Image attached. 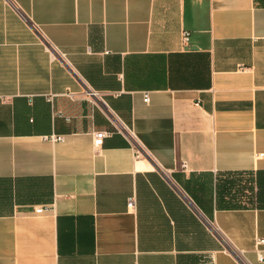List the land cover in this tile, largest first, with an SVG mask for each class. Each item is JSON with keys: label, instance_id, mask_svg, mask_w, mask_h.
I'll return each mask as SVG.
<instances>
[{"label": "crops", "instance_id": "obj_1", "mask_svg": "<svg viewBox=\"0 0 264 264\" xmlns=\"http://www.w3.org/2000/svg\"><path fill=\"white\" fill-rule=\"evenodd\" d=\"M256 238L264 6L0 0V264H261Z\"/></svg>", "mask_w": 264, "mask_h": 264}, {"label": "built area", "instance_id": "obj_2", "mask_svg": "<svg viewBox=\"0 0 264 264\" xmlns=\"http://www.w3.org/2000/svg\"><path fill=\"white\" fill-rule=\"evenodd\" d=\"M188 35H189V33L187 31H184L182 33V39H183L184 44H186L189 40ZM48 50H49V52H51V58H53V55H52L53 48L50 45L48 46ZM68 96L72 97L71 94H69ZM86 96L88 97V100L91 103H95V101H97L96 99L99 98V94L97 92L93 91L92 89H89V88H88V91L86 92ZM143 101L144 102L148 101V96L146 94H144V96H143ZM107 111H111V110L107 109ZM119 126L122 129L124 128L127 131V133L135 139V135L132 133V131L128 127H126L125 125L120 124V123H119ZM114 131H116V132L119 131L117 126L114 127ZM110 133H112V132L107 131V130H105V131H93L92 132V136H93V142L92 143H93L94 148L100 147L102 145L103 140L107 136H109ZM47 139L52 143H57L58 141L62 142L64 140V138L60 135H58V136L51 135V136H48ZM127 206H128V208H133L134 200L130 198L127 202ZM47 209H48L47 207H37L34 209V213L38 214V215L43 214L44 211ZM254 242H255L254 243V252H255L256 258L258 259V261L261 264H264V249L262 248V246H264V240L262 238H256ZM237 253H238V256H239L240 260L242 261V263L247 264L246 262H244L243 254L240 251H238Z\"/></svg>", "mask_w": 264, "mask_h": 264}, {"label": "trees", "instance_id": "obj_3", "mask_svg": "<svg viewBox=\"0 0 264 264\" xmlns=\"http://www.w3.org/2000/svg\"><path fill=\"white\" fill-rule=\"evenodd\" d=\"M257 4L264 6V0H254ZM258 199V198H257Z\"/></svg>", "mask_w": 264, "mask_h": 264}]
</instances>
